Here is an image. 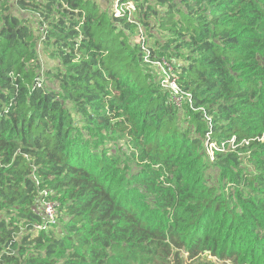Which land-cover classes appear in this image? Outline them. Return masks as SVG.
<instances>
[{
  "label": "trees",
  "instance_id": "16d2710c",
  "mask_svg": "<svg viewBox=\"0 0 264 264\" xmlns=\"http://www.w3.org/2000/svg\"><path fill=\"white\" fill-rule=\"evenodd\" d=\"M181 252L264 264V0H0V264Z\"/></svg>",
  "mask_w": 264,
  "mask_h": 264
},
{
  "label": "rangeland",
  "instance_id": "374dc122",
  "mask_svg": "<svg viewBox=\"0 0 264 264\" xmlns=\"http://www.w3.org/2000/svg\"><path fill=\"white\" fill-rule=\"evenodd\" d=\"M103 2H105L106 4L108 3V0H102ZM114 4V3H113ZM111 5V8L115 11V12H117V9H116V6H115V4L114 5ZM42 52V51H41ZM162 71H161V75L164 77V81H166V80H168V77H169V72H166L165 70H163V69H161ZM171 85V84H170ZM170 88V90H171V86L169 87ZM122 145V144H121ZM126 147V146H128L127 144H124L123 146H122V148L123 147ZM207 148H208V150H207V152H208V154H209V156L211 157L212 155H213V153H212V149L214 148V146L213 145H207ZM125 150H126V148H124ZM42 196H47L46 194H42ZM48 200L49 201H45V200H42L41 202H40V206L42 207V212H43V214H44V210L46 209V208H51V210H52V216L51 217H49V216H45L48 220H50V221H53V222H58L59 221V219H58V212L60 211L59 210V208H60V206H59V202L56 200V199H54V198H52V195H48ZM159 214V213H158ZM160 215V214H159ZM56 222V223H57ZM55 223V224H56ZM53 230H56V229H53ZM180 257H181V259H182V264H193V262H191V261H189L188 260V258H187V255L186 254H184V253H180ZM200 262L202 263V264H230L229 262H222V261H220V260H216V259H214V258H212V257H210V256H208V255H206V256H202V258L200 259ZM154 264H157V263H154ZM163 264V263H162Z\"/></svg>",
  "mask_w": 264,
  "mask_h": 264
},
{
  "label": "built area",
  "instance_id": "2783aa9c",
  "mask_svg": "<svg viewBox=\"0 0 264 264\" xmlns=\"http://www.w3.org/2000/svg\"><path fill=\"white\" fill-rule=\"evenodd\" d=\"M171 90L175 93V94H177V88H176V86H175V84H174V82H172L171 83ZM174 103L177 105V106H179V101L177 100V99H175L174 100ZM44 215L47 217V216H49V217H51L52 216V210H51V208H46L45 210H44ZM48 218V217H47ZM50 221V220H49ZM51 222H53V221H51Z\"/></svg>",
  "mask_w": 264,
  "mask_h": 264
}]
</instances>
